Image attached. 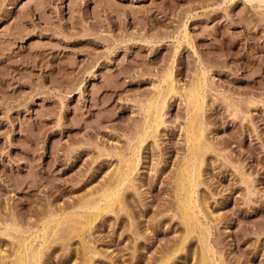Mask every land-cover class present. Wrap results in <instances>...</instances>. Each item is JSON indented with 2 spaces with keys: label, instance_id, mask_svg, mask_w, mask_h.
Instances as JSON below:
<instances>
[{
  "label": "rangeland",
  "instance_id": "374dc122",
  "mask_svg": "<svg viewBox=\"0 0 264 264\" xmlns=\"http://www.w3.org/2000/svg\"><path fill=\"white\" fill-rule=\"evenodd\" d=\"M21 257L264 264V0H0V264Z\"/></svg>",
  "mask_w": 264,
  "mask_h": 264
},
{
  "label": "bare ground",
  "instance_id": "6f19581e",
  "mask_svg": "<svg viewBox=\"0 0 264 264\" xmlns=\"http://www.w3.org/2000/svg\"><path fill=\"white\" fill-rule=\"evenodd\" d=\"M199 77H200V76H199ZM166 79H167V78H165L164 80H166ZM168 79H169V78H168ZM197 80H199V79H197ZM203 81H204V80H203ZM203 81H202V83H203ZM162 82H163V81H162ZM194 83H195V82H194ZM194 83H193V85H194ZM199 83H200V82H198V84H199ZM202 83H201V84H202ZM198 84H195L194 86L192 85L193 87H191L192 89L190 90V92L187 91V92H189V95H188L189 98H191V100L193 101L194 107H198V105H197L196 103H194V102H195V100L197 101V99H199V98H197V97L199 96V94H198V90H199V89H198V88H202L201 85H198ZM202 85H204V84H202ZM199 86H200V87H199ZM200 90H202V89H200ZM200 90H199V91H200ZM171 93H172V92H171ZM197 94H198V95H197ZM160 96H161V94H160ZM164 96H165V95H164ZM186 96H187V95H186ZM158 97H159V96H158ZM158 97H156V98H158ZM200 97H201V96H200ZM202 97H203V96H202ZM187 98H188V97H187ZM164 99H165V98H164ZM154 100H155V99H154ZM201 100H202V99H201ZM189 101H190V100H189ZM153 102H154V101H153ZM153 102H151V103L154 104ZM159 102H160V101H159ZM201 102H202V101H201ZM149 103H150V102H149ZM151 103H150V105H148V106H152ZM156 103H157V102H155L154 105H156ZM190 103H191V102H190ZM198 103H199V102H198ZM157 104H158V103H157ZM159 104H160V103H159ZM200 104H201V103H200ZM160 105H161V104H160ZM163 105H164V104H163ZM191 107H193V105H192ZM202 107H203V106H202ZM202 107H201V108H202ZM148 108H149V107H147L146 109H148ZM150 108H153V107H150ZM154 108H155V107H154ZM156 108H157V107H156ZM158 108H159V107H158ZM161 108H162V107H161ZM198 108H199V107H198ZM201 108H200V109H201ZM157 110H159V109H157ZM192 110H193V109H192ZM148 112L150 113V110H149ZM148 112H147V113H148ZM152 112H153V111H152ZM154 112H155V111H154ZM160 112H162V111H160ZM194 112H195V109H194ZM200 112H201V111H200ZM200 112H198V114L195 115V116L198 117V115H199ZM196 113H197V111H196ZM150 114H151V113H150ZM159 114H160V113H159ZM147 115H148V114H147ZM151 115H153V114H151ZM189 115H190V114H189ZM148 116H149V115H148ZM148 116H147V117H148ZM158 116H160V115H158ZM154 117H155V115H154ZM154 117H153V118H154ZM200 117H201V116H200ZM158 118H159V117H158ZM192 118H193V117H192ZM151 119H152V118H151ZM155 119H157V118H155ZM193 119L195 120V119H197V118H193ZM157 120H158V119H157ZM195 121H197V120H195ZM151 122L155 123L153 120H152ZM198 122H200V119L198 120ZM153 123H151V124H153ZM157 123H158V122H157ZM157 123H155V124H157ZM190 123H191V122H190ZM193 123H194V122H193ZM196 123H197V122H196ZM196 123H195V125H196ZM191 124H192V123H191ZM191 124H190V125H191ZM198 124H199V123H198ZM198 124H197V125H198ZM159 125H160V121H159ZM193 125H194V124H193ZM193 125H192V126H193ZM151 126H152V125H151ZM149 127H150V126H149ZM154 127H155V126H154ZM196 127H197V126H196ZM147 128H148V126H147ZM152 128H153V127H152ZM190 129H191V128H190ZM192 129H193V127H192ZM192 129H191V131H192ZM148 130H149V129H148ZM148 130H147L146 132H148ZM197 130H198V129H197ZM199 131H200V130H199ZM199 131H197V132H199ZM148 133H149V132H148ZM146 134H147V133H146ZM200 134H201V132H200ZM202 134H203V133H202ZM202 134H201V135H202ZM197 135H199V134H195V133H193V132L190 134V136H191V142H193V144H194V146H195L194 148H196V145L199 146V144H198L199 141L202 142V140H200L199 137H198ZM201 135H199L200 138H201ZM203 135H204V134H203ZM144 136H146V135H144ZM201 139H202V138H201ZM189 142H190V140H189ZM191 146H192V144H191ZM201 147H202V146H201ZM199 148H200V146H199ZM203 148H204V147H203ZM201 149H202V148H201ZM198 151H200V149H199ZM206 151H207V150H206ZM196 152H197V151H196ZM196 152H195V153H196ZM133 153H134V152H133ZM190 154H191V153H190ZM193 154H194V153H192V155H193ZM196 156H197V155H196ZM194 159H195V157H194ZM130 160H131V159H130ZM190 160H191V159H190ZM200 160L202 161V159H200ZM186 161H187V160H186ZM191 161H192V160H191ZM125 162H126V161H125ZM189 162H190V161H189ZM196 162H197V161H196ZM196 162H195V163H196ZM201 163H202V162H201ZM123 164H124V163H123ZM126 164L128 165V162H127ZM186 164H187V163H186ZM191 164H192V163H191ZM192 165L194 166V164H192ZM192 165H191V166H192ZM198 165H199V164H198ZM125 166H126V165H125ZM188 166H189V164H188ZM134 167H135V165H134ZM185 167H186V165H185ZM194 167H195V166H194ZM194 167H193V168H194ZM124 168H125V167H124ZM124 168H123V169H124ZM188 168H189V167H188ZM190 168H191V167H190ZM198 168H199V166H198ZM198 168H197V169H198ZM126 169L128 170V166H127ZM119 170H120V169H118V171H119ZM130 170H131V169H130ZM130 170H129V171H130ZM132 171H133V168H132ZM181 171H182V170H181ZM191 171H192V170H191ZM191 171H190V172H191ZM193 171H194V170H193ZM193 171H192V173H191L192 175H194L193 173L195 172V171H194V172H193ZM123 172L125 173V170H123ZM127 172H128V171H127ZM127 172H126V174H127ZM197 172H199V171L197 170ZM197 172H196V173H197ZM129 173L131 174V172H129ZM186 174H188V173H186ZM191 174L189 173V175H191ZM119 175H120V174H119ZM192 175H191V176H192ZM198 175H199V174H198ZM184 176H185V175H184ZM186 176H188V175H186ZM186 176H185V177H186ZM118 177H119V176H118ZM120 177H121V176H120ZM125 177L127 178V175H126ZM125 177H124V178H125ZM180 177H181V176H180ZM182 177H183V174H182ZM192 177H193V176H192ZM192 177H191V178H192ZM194 178H195V177H194ZM194 178H193V179H194ZM119 179H122V178H119ZM181 179H182V178H181ZM189 179H190V178H189ZM193 179H192V180H191V179L188 180V182H189V181H192L191 183H194V182H193ZM195 179H196V178H195ZM123 180H124V179H123ZM128 180H129V176H128ZM120 181H121V180H120ZM124 181H126V180H124ZM186 181H187V179H186ZM194 181H195V180H194ZM117 182H118V181H117ZM121 182H122V181H121ZM181 183H182V182H181ZM183 183H184V181H183ZM120 184H121V183H120ZM185 184H186V183H185ZM194 184H195V183H194ZM121 185H122V184H121ZM181 185H182V184H181ZM119 186H120V185H119ZM122 186H123V185H122ZM192 186H194V185L192 184ZM181 187H185V185L180 186V188H181ZM194 187H196V186H194ZM190 188H191V187H190ZM117 189H118V187H117ZM182 189H183V188H182ZM182 189H180V190H182ZM185 189H186V188H185ZM106 192H107V191H106ZM182 192H183V191H182ZM182 192H181V193H182ZM103 195H104V194H103ZM112 195H113V194H112ZM186 195H187V194H186ZM108 196H109V195H108ZM104 197L106 198V196H104ZM111 197H112V196H111ZM181 197H182V196H181ZM185 197H186V196L184 195V198H185ZM191 197H192V196H191ZM100 199H101V198H100ZM110 199H111V198H110ZM180 199H181V198H180ZM188 200H190V199L188 198ZM117 201H118V200H117ZM179 201H180V200H179ZM111 202H113V200H112ZM180 202H181V204H179V206L182 205V208H180V210L183 209V211H182L183 215L185 216V218L187 219V221L190 222V223L192 224L193 221L195 220V219H194L195 216H193V214H192V212H193L192 210H193V209L190 207V205H189L190 203H189L186 199H184L183 201H180ZM180 202H179V203H180ZM107 204H108V203H107ZM109 204H110V203H109ZM95 207H96V206H95ZM95 207H94V208H95ZM108 207H109V206H108ZM180 207H181V206H180ZM97 208H98V206H97ZM191 209H192V210H191ZM194 209H195V208H194ZM93 210H94V209H93ZM183 215H182V216H183ZM69 219H70V217H69ZM71 219H72V218H71ZM87 220H88V219H87ZM87 220H86V221H87ZM89 220H90V218H89ZM76 221H77V220H76ZM76 221H75V222H76ZM184 221H185V220H184ZM197 221H198V220H197ZM57 222H58V221H57ZM57 222H56V223H57ZM65 222H66V221H65ZM72 222H73V221H72ZM87 222H88V221H87ZM56 223H55V224H56ZM58 223H59V222H58ZM58 223H57V225H58ZM66 223H67V222H66ZM85 223H86V222H85ZM194 223H196V222H194ZM194 223H193V224H194ZM199 224H200V223H199ZM59 225H60V224H59ZM78 225H79V224H78ZM187 225H188V223H187ZM51 226H52V225H51ZM53 226H54V225H53ZM60 226H62V225H60ZM75 226H76V225H75ZM83 226H84V225H83ZM194 226H195V225H194ZM194 226L192 225V227L190 226L191 228H190V227H189V228L192 230V228H194ZM197 226H198V225H196L195 227H197ZM200 226H201V225H200ZM48 227H50V226H48V224H47V228H48ZM57 227H58V226H57ZM76 227H77V226H76ZM47 228H46V229H47ZM199 228H201V227H199ZM46 229H45V230H46ZM48 229H50V228H48ZM56 229H57V228H56ZM187 229H188V228H187ZM54 230H55V229H54ZM194 230H195V229H194ZM47 231H48V230H47ZM52 231H53V230H52ZM187 232H188V230H187ZM41 233H42V232H41ZM43 233H44V231H43ZM46 233H47V232H46ZM53 233H54V232H53ZM188 233H189V232H188ZM187 235H188V234H187ZM189 235H191V234H189ZM37 236H38V235H37ZM46 236H47V235H45V238H46ZM42 237H43V236H42ZM45 238H44V239H45ZM36 239H37V238H36ZM36 239H35V240H36ZM45 241H46V239H45ZM34 243H35V242H34ZM26 246H27V245H26ZM20 248H21V247H20ZM23 249H24V247H23ZM25 249H26V247H25ZM204 249H205V248H203V250H204ZM208 249H209V248H208ZM20 250H21V249H20ZM20 250H19V251H20ZM28 250H29V249H28ZM30 250H31V247H30ZM22 251H23V250H22ZM22 251H21V253H22ZM25 251H26V250H25ZM205 251H206V250H205ZM209 251H210V250H209ZM209 251H207L208 254H209ZM27 252H28V251H27ZM27 252H26V254H27ZM31 252H32V251H31ZM19 253H20V252H19ZM32 253H33V252H32ZM205 253H206V252H205ZM212 253H213V252H212ZM29 254H30V253H29ZM33 254H34V253H33ZM17 255H18V253H17ZM20 255H21V254H20ZM20 255H19V257H20ZM203 255H204V254H203ZM26 256H27V255H26ZM30 256H31V255H30ZM30 256H29V257H30ZM38 256H39V255H38ZM34 257H35V256H34ZM16 258H17V256H16ZM31 258H32V257H31ZM203 258H204V257H203ZM17 259H18V258H17ZM17 259H16V260H17ZM27 259H28V258L26 257V260H27ZM212 259H213V258H212ZM19 260H20V259H19ZM21 260H22V257H21ZM24 260H25V259H23L22 261H20V263H18V264H23V261H24ZM28 261H29V260H28ZM17 262H18V260L16 261V264H17ZM25 262H26V261H25ZM14 264H15V262H14ZM25 264H27V263H25ZM202 264H203V262H202Z\"/></svg>",
  "mask_w": 264,
  "mask_h": 264
}]
</instances>
